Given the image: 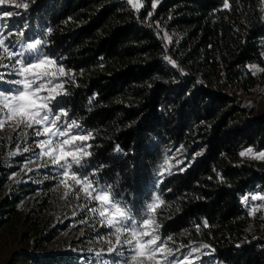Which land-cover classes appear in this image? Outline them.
I'll use <instances>...</instances> for the list:
<instances>
[{
	"label": "trees",
	"instance_id": "16d2710c",
	"mask_svg": "<svg viewBox=\"0 0 264 264\" xmlns=\"http://www.w3.org/2000/svg\"><path fill=\"white\" fill-rule=\"evenodd\" d=\"M20 1L29 7L9 25L46 38L43 52L75 73L59 107L94 137L81 172L100 169L90 178L133 214L158 195L170 247L200 243L215 264H264V216L238 202L243 189H264V160L241 156L264 148V113L247 116L241 105L264 85V0H229L228 9L224 0H139V10L127 0ZM10 168L0 166V230L33 248L11 263L80 264L71 250L42 248L53 229L37 236L50 179L38 191L33 180L4 187ZM29 195L34 208L22 210Z\"/></svg>",
	"mask_w": 264,
	"mask_h": 264
},
{
	"label": "snow or ice",
	"instance_id": "6c2138e0",
	"mask_svg": "<svg viewBox=\"0 0 264 264\" xmlns=\"http://www.w3.org/2000/svg\"><path fill=\"white\" fill-rule=\"evenodd\" d=\"M127 2L137 10L141 6L139 0ZM157 2L158 0H154L153 8ZM6 6L26 10L29 4L17 0H0V9ZM223 6L228 9L229 0H224ZM19 14L0 10V22ZM6 28V22L0 23V69L6 70L0 72V82L14 87L0 90V130L7 125L13 132L18 135L22 133L26 138L28 132L24 131L25 129H31L36 137H45L36 142L41 150L37 158L47 157L41 166H54L57 174L62 177L60 184L69 190H72L73 185L78 186L75 193L77 198L83 193L89 204L96 202V206L89 210L98 214L99 223L109 229L110 237H114V241L112 239L106 241L109 245L107 252L118 255L119 264H184L188 261L190 253L182 258L177 256L176 252L180 249L174 251L169 247V242L174 243L173 238L169 236L163 239L159 235L161 224L157 220V210L164 206L165 202L158 195L153 197L152 202L145 206L143 214L137 218L127 203H121L117 199L111 185H101L98 179L90 178L96 176L100 169L91 174L81 172L88 158L92 156V152L88 150L92 145L87 142L94 137L91 133L82 132L79 121L76 118H69L68 109L59 107L60 97L69 95L66 84L74 83L75 73L43 52L48 44L46 38L26 37L24 30L5 32ZM47 31L50 34L52 29L49 28ZM164 39L171 41L167 33L164 34ZM164 59L174 67L177 66L171 57L165 56ZM5 60L8 63H5ZM7 76L16 78L8 80ZM115 150L121 149L117 145ZM249 153L251 149L248 153L242 152L241 156ZM257 158L264 160V152L259 153ZM160 174L163 175V172ZM69 180L72 184L68 183ZM67 195L66 191L65 196ZM252 199L264 200V197L254 196ZM180 247L183 248L184 245ZM198 250L191 249L192 252ZM125 252L128 254L125 255ZM96 255L100 257L102 252ZM101 264L109 262L104 260ZM188 264L191 262L188 261Z\"/></svg>",
	"mask_w": 264,
	"mask_h": 264
},
{
	"label": "rangeland",
	"instance_id": "374dc122",
	"mask_svg": "<svg viewBox=\"0 0 264 264\" xmlns=\"http://www.w3.org/2000/svg\"><path fill=\"white\" fill-rule=\"evenodd\" d=\"M17 2H22L17 0ZM24 3V2H23ZM140 3V1H139ZM141 5V4H140ZM136 9V8H135ZM13 12H21L25 10L23 8L16 9L13 6H6L4 9ZM14 15L12 17L5 18L4 22L7 24L5 32L11 30L13 32L18 31V25H9L8 21L11 18L17 17ZM161 33L164 39V34ZM10 39H15V37H10ZM167 42V40L164 39ZM7 43V41H6ZM8 63L7 60L4 61ZM6 71L5 69H0V72ZM14 76H7L6 79H15ZM264 87V85H261ZM14 87L13 85L0 82V90H7ZM245 103V107L250 105ZM243 107V106H242ZM250 111V110H249ZM255 115L264 113V103L260 107L258 106L253 112ZM253 114V116H254ZM28 132L27 138L21 133L17 134L13 132L7 125L3 130H0V166L1 167H11L9 174L7 175L6 185H10L12 182H25L27 180H33L36 182L37 191L40 189V180L48 178L50 179V189L48 190L49 201L47 208L43 210L40 214L41 222L37 225L39 229L37 236L45 234L49 229H53L56 233L51 238L45 241L42 248L46 251L56 250V249H68L79 255L80 264H101L102 261L106 260L109 264H119L120 257L115 253H108L107 240L114 237L109 236V229L106 226H102L99 221L100 217L97 213H93L89 209L96 206V202L93 201L89 204V201L85 194L81 193L79 198L76 197V191L78 186L73 185L72 190L66 189L63 184L59 181L62 179L61 176L57 174V169L54 166L43 167L47 157L37 158V154L40 153V148L37 147V141L45 139V137H36L33 135L31 129H25ZM11 137V139H9ZM28 149V151H24ZM10 153H12L10 155ZM163 164L157 169L156 177H159L160 172L163 168ZM31 169V171H29ZM47 171H51L48 174ZM38 175L37 177H35ZM47 175V177H46ZM38 182V183H37ZM72 184L71 180L68 181ZM35 185V186H36ZM68 195L65 196V192ZM155 195L152 193L150 202ZM36 202V199L32 196H27L25 200L19 203V207L22 210H28L29 208H34L32 204ZM145 208L134 214L139 218ZM133 213V212H132ZM204 244L196 243L184 246L183 248L177 247L173 248L180 249L176 252L177 256L181 258L184 255H188V261L191 264H215L210 260L211 250L208 247H203ZM170 247V246H169ZM27 249L32 251L31 241L28 237L20 234L19 231H7L0 230V264H12L11 258L16 251ZM91 249V251H89ZM191 249H199L198 251L192 252ZM102 252V256L98 257L96 253ZM128 253L125 252V255ZM185 261L184 264H188Z\"/></svg>",
	"mask_w": 264,
	"mask_h": 264
},
{
	"label": "built area",
	"instance_id": "2783aa9c",
	"mask_svg": "<svg viewBox=\"0 0 264 264\" xmlns=\"http://www.w3.org/2000/svg\"><path fill=\"white\" fill-rule=\"evenodd\" d=\"M248 107H245V103H248ZM264 103V87L263 86H255L253 90L246 95H243L241 98V105L243 106L245 113L247 116H253V112L256 108ZM250 110V111H249ZM255 115V114H254ZM248 153V151H243ZM264 152V148L258 151H251V153L244 155L243 157H250L254 160L258 159L259 153ZM264 197V189L262 188H247L243 189L238 194V202L243 207L245 213L248 216H264V200L262 199H252V197ZM247 198V199H245ZM255 210V211H254Z\"/></svg>",
	"mask_w": 264,
	"mask_h": 264
}]
</instances>
